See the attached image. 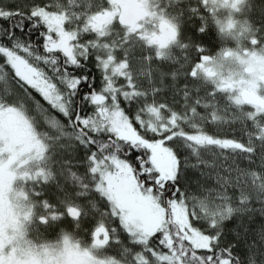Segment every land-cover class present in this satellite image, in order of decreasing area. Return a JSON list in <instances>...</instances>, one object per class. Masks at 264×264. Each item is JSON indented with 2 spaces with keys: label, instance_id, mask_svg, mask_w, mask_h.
<instances>
[{
  "label": "trees",
  "instance_id": "obj_1",
  "mask_svg": "<svg viewBox=\"0 0 264 264\" xmlns=\"http://www.w3.org/2000/svg\"><path fill=\"white\" fill-rule=\"evenodd\" d=\"M175 2L176 0L165 3L169 5L168 9L164 6L160 9L175 16L179 43L187 41L192 45H201L202 52L200 55L172 56L170 61L166 62L155 60L162 72L177 75V67H171L174 61L186 71L192 66L191 61L195 63L201 57L215 55L223 44L229 42L227 34H232V29L228 26L234 19L240 20L245 29L241 31L245 34L244 44L251 37L256 42L255 46L264 47V0H245L241 8L233 11L235 16L231 13L232 17L222 12L229 9L230 1L218 9L214 8L209 0L200 5L193 3L190 8ZM104 9L101 0H0V68H6L7 72L9 69L12 71L10 74L6 73V82H11L8 84L11 91L10 101L12 98L21 101L22 97L36 94L24 93L21 96L17 90L19 87L15 88L14 85L23 83V80L14 72L13 66L6 62L8 52L20 59L24 67L48 82L64 104L63 110H59L42 101L41 111H38L31 107L30 104H34L31 100L27 99L26 103H22L28 109L33 122L40 114L37 120L40 125L42 122L43 124L38 128L47 134L48 145L52 146V150L55 140L53 127L56 122H52L54 119H58L64 128L69 127L68 130L73 131L76 136L71 147L61 151L57 159L49 162V170L53 172L54 178L36 190L39 194L36 203L43 201L56 209L58 216L56 219L46 220L40 212L41 216L38 217L42 222L31 226L30 234L33 235L31 232H34L37 239L48 240H53V236L57 234L68 235L76 242L87 243L94 227L103 225L102 212L109 211V204L106 205L107 202L100 198L101 194L99 195L96 189L90 192L75 186L73 182L70 183V172L85 173L86 161H90L92 166L93 163L101 161L107 164L112 157L121 154L119 156L123 155V158L120 159H124L132 170L136 182L142 179L151 181L153 178L149 170L152 168L151 160H146L147 148L141 143L112 136L107 129L106 117L101 113L106 112L105 107L114 106L122 111L140 139L148 142L161 140L171 149L176 158V175L170 188L175 195L171 201L176 204L180 201L186 209L185 227H182L181 221L173 218L167 220L166 217L158 223L156 229L154 226L147 234L143 242L144 247L139 251L167 254L171 261H164L163 264H264V111L255 115L243 111L234 123H229L230 130L227 129V133L233 134V144L224 147L213 146V150H210L209 145L205 146L189 137L195 132L188 123L180 124L178 128L159 130L150 125V121L144 122L138 112L142 100L125 97L121 92L128 88H117L115 80L102 71L93 49L83 45L85 41L93 38L91 31L77 40V44L81 45L76 50L72 49V62L65 60L66 56L60 54L58 49L53 51L51 48H45L46 25L43 17L48 12L63 17V31L66 33L80 31L90 23L95 14ZM229 17L231 19H228ZM236 31L237 29L234 32ZM233 37L236 38L235 35ZM131 38L136 39L133 36ZM230 39H233L232 36ZM235 40L234 44H237ZM180 58L182 61H178ZM76 64H81L79 70ZM149 64L154 66L152 62ZM70 69L75 71L70 73ZM155 75L152 78L154 86H160V89L154 92L157 104L163 103L165 98L169 99V102H164L165 105L170 104L175 108L176 104H181V98H185L186 102L190 98L191 95L183 97L188 90H182L186 83L180 78L175 79L176 84L173 85L170 77L165 76L159 81L160 79H155ZM25 85L26 91L28 84ZM80 87H84L87 94L83 91L78 98ZM90 93L93 94L92 97L89 96ZM100 97H103V100ZM190 104L193 106L195 102ZM176 109L183 112L181 108ZM197 122L193 121V124L196 125ZM80 144L83 147H80ZM51 155H54V151ZM221 155L222 159H218ZM219 160V168L203 165L204 162L211 164ZM232 170L235 171L232 174L238 176H231ZM226 171L229 175L224 174ZM212 175L229 179L236 177L234 181L237 184L232 181L222 191L225 201L212 194L216 187ZM238 179L241 180L240 183ZM70 206L75 208L72 213L66 211V207ZM224 206L226 212L223 214L220 212ZM240 209L243 211L239 212ZM116 220L118 221L117 218ZM188 229L209 237L210 246L194 248L183 235V231L189 233ZM121 238L127 239L124 236ZM110 240L109 235L106 246ZM131 250L135 251L133 247Z\"/></svg>",
  "mask_w": 264,
  "mask_h": 264
},
{
  "label": "rangeland",
  "instance_id": "obj_2",
  "mask_svg": "<svg viewBox=\"0 0 264 264\" xmlns=\"http://www.w3.org/2000/svg\"><path fill=\"white\" fill-rule=\"evenodd\" d=\"M209 1H211L214 8L216 7L217 9L223 6L225 2L230 1L229 9L222 12H224L226 16L230 15L232 17L231 13L234 15L235 12L233 11L241 8L245 0ZM141 9V16L144 14L150 15V10H148L146 5ZM113 14L114 12L112 10H109V13L107 10H105L104 13H97L90 19V23H87L80 31H69L64 33L63 17L48 12L43 17L46 25L45 48H51L53 51L58 49L66 57H71V55H73V50H76V48L81 45L77 44V40L91 31V33H93V38L85 41L83 45L93 49L92 51L102 71L107 73V75L109 74L112 80H115L117 88L125 90L128 88L126 91L121 92L125 97L142 100V105H140L141 108L138 112H140L141 117L144 119L143 121H150V125H153L154 128H158L159 130L168 127L178 128L180 124L188 123L195 132L189 137L191 139H196L197 142L203 143L205 146L209 145L210 150H213L212 143L215 144L216 142L222 146L224 142L222 138L230 137L227 136V132L230 130L229 123H234L235 119L240 117V111L242 110L241 100H239V97L236 95L237 93L235 95L233 93L234 87L232 89V94L229 96L231 100L230 106L229 104L227 106L226 102L215 100L216 91L218 89L217 83L225 82L228 85L232 82L236 83L237 81H233L236 74L234 75L233 73H237L239 77L243 74L249 79L247 88L254 91L259 90L264 97V47L258 48V45L255 46L256 42L252 40L251 37L248 38L247 36L248 42L245 44L243 43L245 34L241 31L245 29L239 22L240 20L234 19L233 22H229L228 26L232 29V34H230L233 38L232 40L236 39L235 41L237 42L234 49L224 50L217 57L202 59L200 64L191 70L188 69L184 71V68L180 67V65L176 64L174 61L171 67H177L178 74L175 75V73L166 74V72H162L156 62H154L153 67L149 64L151 61L144 51V48H147L146 35L150 26L139 24V27L141 26L142 28L126 29L115 20ZM102 16L110 17L109 21L106 23ZM231 17L228 19H231ZM236 29L237 31L234 32ZM228 32H230V30H228ZM238 32L241 33L238 34ZM234 35L236 38L233 37ZM132 36L136 39H132ZM161 57V55H157L155 59H161ZM6 58V62L13 66L14 72L23 80L21 85L24 86L25 83L28 84L26 91L21 88L17 89L21 96H23L24 93L26 95H31V93L37 95L38 91L44 100L47 101L46 103H51L48 104L49 106H55L57 109L63 110L64 104L59 100V94L56 93L51 85L47 84L48 82L42 80L37 83L39 79L37 74L24 67L23 62H21L20 59H16L12 53L8 52ZM164 59H166L165 61H170L171 57H164ZM168 65L170 66V64ZM6 70V68H0L1 86L8 85L6 82V80L8 81V75H6V73L10 74L11 69H9L8 72ZM180 70H183V72L180 73ZM152 71L156 74L155 79H160L159 81H162L161 79L163 77L168 76L173 85L176 84L174 81L178 78H180L184 84L186 83L188 87L186 88L185 84L182 90H188V93L185 92L183 97L191 95L190 98L187 99V102L185 98H181V104H176L175 108H173L174 106L171 107L170 104L165 105V103L163 104L162 102L157 104L154 100L153 92H157L160 86L159 88L154 86ZM192 73L195 75V79H192ZM14 86L18 88L16 85ZM238 88H240L239 85ZM1 89L2 88H0V90ZM101 100H103V97ZM222 100L226 101L224 98ZM10 102H12L14 106H10L12 110L15 109V112L21 116V112L19 111L21 110L22 102L14 99ZM185 102L188 103V105L185 104ZM192 102H195V105L191 106L190 103ZM176 108H181L183 112L180 110L178 111ZM229 109H232L230 115ZM243 109L245 112L251 113L248 109L244 107ZM105 111L106 112L101 113V115L106 117L107 129L112 136L132 140L144 145L148 151V158L146 160L149 161L150 158V162L153 166H157L165 176L172 178L175 171V161L172 152L165 147V143H162L161 140L148 142L140 139L119 108L114 106L105 107ZM257 112L258 111H254V113ZM193 121L198 122L195 125ZM52 122H56L55 127H53V135H55L53 143L54 150H52L51 145H47L48 154L43 161L42 157L46 148L43 136L37 147L40 152L37 156V164L41 167L37 169V172L43 173V176L41 175L43 180L48 178L47 173H45V161L50 162L57 159L59 154L61 155V151L71 147L76 140L75 133L68 130L69 127L64 128L58 119L57 121L54 119ZM48 123L50 124L49 121ZM33 133H35V131ZM214 134H219L221 140L219 139L220 137L214 136ZM207 138L211 140L206 142L205 140ZM231 140L233 139H230V141ZM79 146L81 147L82 144ZM52 151H54V155H51ZM2 153L3 151L0 149V155ZM119 155L121 154L112 157V160L107 164H103L101 161L100 163H93L92 166L90 161H86L84 163L85 173L77 174L76 171H72L69 174L71 184L73 182L75 186H80L90 192L96 189L99 195L101 194L100 198L107 202L106 205L108 206L109 204V211L102 212L103 225H96L93 229L94 231H92L94 233L100 228L108 230L111 236L109 245L96 244L92 240L93 233L90 234L87 243L76 242L68 235L60 236L57 234L53 236V240L44 238L37 239L38 237L36 238L34 232H31L33 234L31 235L29 232L31 228L29 224L33 218L34 220H40L41 218L38 216H41V212L42 217L46 220L56 219L58 211L51 208L43 201L38 204L34 203L36 202L33 200L34 192H36L34 185L36 181H38V176L36 174L30 176L29 174V179L32 180H18V182L14 184V188H17V191H19L16 202H19V207L23 210L21 219L23 223L19 227L20 231H14L13 235L14 238L19 241V244L14 247L16 255L20 258L26 256H31L36 259L39 258L44 261L43 263L54 261L55 264H163L164 261L170 260L171 257L167 254H155L146 251L140 252L139 250L143 249V242L147 234L154 229V226L156 229L158 223L164 221L166 217L168 218L167 220L173 218L181 221L182 227H185V206L184 204H176L170 201L169 198L168 211L166 212L165 205H160L154 195L148 191L143 192L145 189L139 185L140 183L138 184L135 179H133L132 170L124 159H120L123 158V155L122 157ZM218 159H222V155L219 156ZM219 162L220 160L214 163L212 162L211 164L206 162L201 163H203L205 167L212 168L211 166H214L215 168H219L221 166L218 165L221 164ZM230 172L231 176H238V174L233 175L235 173L234 170ZM228 173L229 172L226 171L224 174L229 175ZM235 178L236 177L229 179L222 176L219 178L217 175H212V181H214L216 185L214 189L215 192H212L214 197H218L221 201H225L226 198L223 197L222 191L224 187L232 181L234 184H237L234 181ZM239 181L241 180L238 179V183H240ZM31 187L33 190H29ZM73 209H75L73 206L66 207V211L70 213L73 212ZM238 211L242 212L243 209ZM225 212L226 209L224 206L220 213L224 214ZM5 223L4 220H1V225ZM6 231L8 232L7 228ZM188 231L189 233L183 231V235L191 242L194 248H208L210 246L209 237L191 229H188ZM121 236L127 239H120ZM132 247L135 251L131 250ZM116 252L119 253L120 256Z\"/></svg>",
  "mask_w": 264,
  "mask_h": 264
},
{
  "label": "flooded vegetation",
  "instance_id": "obj_3",
  "mask_svg": "<svg viewBox=\"0 0 264 264\" xmlns=\"http://www.w3.org/2000/svg\"><path fill=\"white\" fill-rule=\"evenodd\" d=\"M102 3H104V10L100 13H104L105 10L108 11L112 10L114 12L113 16L117 22H119L122 25H125L127 29H135L138 28L139 24H146L147 26H150V29L146 35V41H147V48L145 49L151 62L154 63L155 60L160 62H166L164 57H175V56H186V55H200L201 54V45H192L189 44L187 41L179 43L178 38V29H177V21L175 19V16L172 15V13L168 12L167 10L160 9L162 6L169 8L168 4L173 0H101ZM206 0H176L175 3L178 4H184L183 6L190 8L191 4L195 3L196 5L207 3ZM212 3V2H211ZM147 6L148 10H150V15H142V7ZM114 9V10H113ZM129 9L130 13L132 14V17L130 19L131 23L124 22L123 14L126 12V10ZM162 11H166L165 13ZM193 11V10H192ZM107 23L110 19V17H104L102 16ZM167 29L168 34H172V32L175 33V36L171 39H168L166 35L163 34L162 30ZM173 30V31H172ZM229 38V42H226L222 45L220 50L211 57H205V58H213L220 55L221 52L224 50H230L231 48L234 49V41L231 38V35L227 34ZM227 38V39H228ZM239 50V49H235ZM244 50V48H243ZM248 51V50H246ZM62 54V53H60ZM250 54V53H249ZM161 55V59H155V56ZM64 57V56H63ZM66 58V59H65ZM64 59L72 62L74 61L73 57L67 56ZM200 58L198 61H195V63H192L191 61V67L190 70L194 67L198 66L202 59ZM178 61H182L181 58ZM153 65V64H152ZM242 67V66H241ZM76 68L79 70L81 68V64H76ZM74 69H70V73L74 72ZM192 72V71H191ZM152 74L154 75L155 72L152 71ZM235 76L233 78V81L236 83H230L228 85L227 83H217L218 89L216 91V101L219 102H226L227 106L231 104V100L229 96L232 94L233 87L235 88L233 90L234 95L236 94L239 97V100H241V107L242 110L241 113L244 111L243 107L248 109L251 112V115L260 114L264 111V97L262 93H260L259 90H250L247 88L249 85V79L245 77V75H240L239 77L237 73H233ZM38 75V74H37ZM195 79V75L192 73L191 75ZM38 82L45 81L40 75L37 76ZM46 82V81H45ZM11 82H7V84H10ZM22 83L19 82V85L17 87L25 90V84L24 86L21 85ZM49 84V83H47ZM238 85L240 88H238ZM87 86V85H86ZM0 149L3 151V153L0 155V264H55L54 261H47L43 263L44 261L40 260L39 258H34L31 256H26L20 258L16 255V251H14V247L19 244V241L14 238V231H20L19 227L23 223L22 219V213L23 210L19 207V202H16L17 194L19 191H17V188H14V184L18 182V180L25 181V180H32L29 179V174L32 176L33 174H36L38 177V181H36V184L34 185V189H40L39 187L42 186L43 183L49 182L51 179L54 178V174L51 170H49V162L45 161V173H47L48 178L46 180H43L41 178V175L43 176L42 172H37V169L40 167L37 164V156L40 154L38 150V144L40 143L42 136L45 143V152L43 153L42 160H45V156L48 154L47 152V145H48V139L46 138L47 134H44L42 130H39L38 126L40 125V122L37 120L39 119L40 114L36 117V121L33 122V119L31 115L28 112V109L25 107V104H22L21 110V116L18 115V113L15 112V109L12 110V102H10L11 98V91L10 86H1L0 84ZM37 91V90H36ZM84 91V87H80L78 90V98L81 96V93ZM87 91V90H86ZM85 92V91H84ZM6 93V94H5ZM86 93V92H85ZM87 94V93H86ZM153 94H155L153 92ZM243 94H251L255 96L259 101L257 103H252L249 101H246L244 99ZM90 97L93 96L92 93L89 94ZM225 99L226 101H223L222 99ZM246 98V96H245ZM14 100H17V98H12ZM31 100L34 104H30L31 107H35L38 111H41V104L43 102H47L44 100L42 95L37 91L36 96H29V97H22L21 101L22 103H26L25 100ZM155 99V98H154ZM221 99V101H220ZM38 101V102H37ZM169 102L168 100L163 101ZM49 103V102H48ZM51 104V103H50ZM254 111H258L257 113H254ZM232 112V109H229V114ZM76 123L74 122V125ZM263 131L264 132V127ZM78 129V128H77ZM35 131V133L33 132ZM78 131H81L78 129ZM36 134V135H33ZM228 138H222L224 139V142L222 143V146L219 143H212L213 146H220L224 147L225 145H232L233 142L230 141L232 139L233 134L227 133ZM214 136L219 137L218 134H214ZM221 140V138H219ZM211 140L210 138L206 139ZM170 151L171 149L165 145ZM172 152V151H171ZM172 156L175 161V168H174V174L172 178H169L165 176L164 173H162L157 166H152L150 170V174L153 177L151 181L148 179H142L138 180V184L144 189L148 190L152 195L157 198L158 203L160 205H165L166 212L168 211V200L170 198H173L175 195V192H171L170 188L173 184L175 175H176V158L174 154L172 153ZM42 161V162H43ZM147 163V162H145ZM41 168V167H40ZM20 181V182H21ZM29 190H33L32 187ZM39 197L38 192H34V201ZM15 198V200H14ZM163 201V202H162ZM37 204L36 202H34ZM180 204V202H178ZM1 220H4L6 223L1 225ZM7 220V221H6ZM37 222L41 223L42 220L35 219L30 222L29 227L35 225ZM6 228L8 229V232L6 231ZM12 233V235H11ZM19 235V234H18ZM17 235V236H18ZM20 255V254H18ZM24 256V255H22ZM46 261V260H45Z\"/></svg>",
  "mask_w": 264,
  "mask_h": 264
},
{
  "label": "water",
  "instance_id": "obj_4",
  "mask_svg": "<svg viewBox=\"0 0 264 264\" xmlns=\"http://www.w3.org/2000/svg\"><path fill=\"white\" fill-rule=\"evenodd\" d=\"M123 19L124 22L126 23H131L130 19L132 17V14L130 13L129 9L126 10V12L123 14ZM173 31V30H172ZM163 34L166 35V37L168 39H171L175 36V33L172 32V34H168V30L164 29L162 30ZM244 99L246 101L252 102V103H257V101H259L255 96L251 95V94H243ZM246 96V98H245ZM109 239V233L106 229L102 228V229H97L93 235H92V240L98 244V245H103L105 243L108 242Z\"/></svg>",
  "mask_w": 264,
  "mask_h": 264
}]
</instances>
